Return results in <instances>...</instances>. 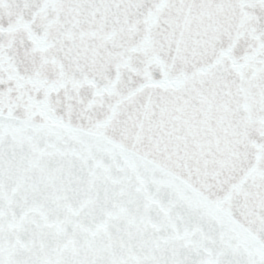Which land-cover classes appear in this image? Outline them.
Segmentation results:
<instances>
[{
    "label": "snow or ice",
    "instance_id": "obj_1",
    "mask_svg": "<svg viewBox=\"0 0 264 264\" xmlns=\"http://www.w3.org/2000/svg\"><path fill=\"white\" fill-rule=\"evenodd\" d=\"M0 264H264V0H0Z\"/></svg>",
    "mask_w": 264,
    "mask_h": 264
}]
</instances>
